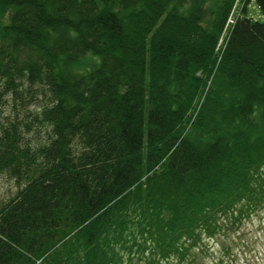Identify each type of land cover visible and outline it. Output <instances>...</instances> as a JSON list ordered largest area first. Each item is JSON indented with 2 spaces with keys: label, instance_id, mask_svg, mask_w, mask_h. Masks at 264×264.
Returning a JSON list of instances; mask_svg holds the SVG:
<instances>
[{
  "label": "trees",
  "instance_id": "16d2710c",
  "mask_svg": "<svg viewBox=\"0 0 264 264\" xmlns=\"http://www.w3.org/2000/svg\"><path fill=\"white\" fill-rule=\"evenodd\" d=\"M245 1L0 0V264H166L264 207Z\"/></svg>",
  "mask_w": 264,
  "mask_h": 264
},
{
  "label": "rangeland",
  "instance_id": "374dc122",
  "mask_svg": "<svg viewBox=\"0 0 264 264\" xmlns=\"http://www.w3.org/2000/svg\"><path fill=\"white\" fill-rule=\"evenodd\" d=\"M245 2L247 14L259 20L264 18L253 0ZM234 3L229 12L232 18L239 12L242 0H235ZM1 19L4 20L5 16ZM15 188L13 180L0 172V200L6 199ZM221 223L211 237L204 236L182 256L171 257L166 264H264V207L237 225H229L226 221ZM123 264L146 263L144 259L134 257Z\"/></svg>",
  "mask_w": 264,
  "mask_h": 264
},
{
  "label": "built area",
  "instance_id": "2783aa9c",
  "mask_svg": "<svg viewBox=\"0 0 264 264\" xmlns=\"http://www.w3.org/2000/svg\"><path fill=\"white\" fill-rule=\"evenodd\" d=\"M231 21H232V18H231V16L229 15V16L227 17L226 24H227L228 22H231Z\"/></svg>",
  "mask_w": 264,
  "mask_h": 264
}]
</instances>
